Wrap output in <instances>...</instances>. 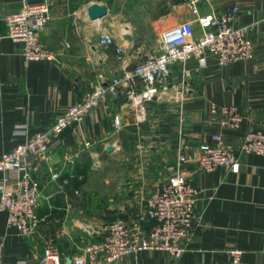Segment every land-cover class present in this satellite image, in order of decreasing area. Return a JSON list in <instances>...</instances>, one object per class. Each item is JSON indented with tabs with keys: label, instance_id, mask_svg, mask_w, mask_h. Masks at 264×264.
Wrapping results in <instances>:
<instances>
[{
	"label": "crops",
	"instance_id": "obj_1",
	"mask_svg": "<svg viewBox=\"0 0 264 264\" xmlns=\"http://www.w3.org/2000/svg\"><path fill=\"white\" fill-rule=\"evenodd\" d=\"M28 1L51 2L41 40L60 52V62L25 59L21 43L6 36L4 19L24 0H0V158L45 130L124 63L134 65L153 52L164 29L196 16L174 0ZM210 1L216 8L238 6L237 23L248 26L253 56L227 66L213 59L205 68L196 59L174 64L143 117L122 95L64 130L52 144V160L31 166L40 189L37 231L24 236L1 216L2 264H40L48 246L63 259L79 253L106 222L135 220L153 190L177 170L199 191L196 217L183 239L186 251L174 260L164 250L144 249L114 264H236L235 248L242 250L238 264H264V155L240 152L238 172L225 166L205 171L198 161L201 145L212 142L219 129L220 114L211 111L212 104L236 105L244 116L241 129L224 130L228 141L249 130L264 132V0ZM94 3L106 4L108 13L92 19L88 9ZM199 9L210 6L204 1ZM110 20L118 27L109 30ZM105 31L115 45L100 43ZM116 46L124 50L122 60ZM181 151L185 162L179 161ZM55 171L58 179L52 178Z\"/></svg>",
	"mask_w": 264,
	"mask_h": 264
},
{
	"label": "built area",
	"instance_id": "obj_2",
	"mask_svg": "<svg viewBox=\"0 0 264 264\" xmlns=\"http://www.w3.org/2000/svg\"><path fill=\"white\" fill-rule=\"evenodd\" d=\"M174 1L189 5L195 12V19L164 29L160 34L158 52L147 54L134 65L124 63L121 71L114 72L110 79L83 94L45 130L35 133L1 156L0 219L5 213L8 224L15 226L22 235L35 233L40 224V189L32 177L31 166L34 162L52 160V144L69 126L80 122L108 99L122 95L143 117L147 102L158 96L160 82L166 79L174 64H185L196 59L198 67L205 68L213 59L219 66H227L253 56L254 43L248 35V26L237 23L238 6L216 8L210 0ZM204 1L210 9L202 13L199 8ZM51 15V2L24 0L19 10L4 17L6 36L21 43L27 61L60 62V52L49 48L41 40V31ZM100 43L113 46L115 39L109 32H101ZM116 52L122 60L123 48L116 46ZM211 111L220 114V124L219 129L211 134L212 142L201 145L198 161L202 170L212 171L225 166L238 172L241 168L240 152L264 155L263 131L249 130L235 142L227 140L225 129L239 130L243 125L244 116L236 105L212 104ZM115 125H121L119 116L115 117ZM186 159L181 151L179 161L185 162ZM60 176V171L52 174L54 179ZM198 196L199 191L190 179L177 170L153 190L146 207L135 220L119 218L106 222L94 230L98 234L96 238L90 240L79 253L66 259L55 248L48 246L40 258V264H114L122 256L144 249L164 250L178 260L186 251L183 239L188 225L196 217L194 205ZM3 250L4 240L0 233V264ZM232 253L234 262L238 264L242 250L235 248Z\"/></svg>",
	"mask_w": 264,
	"mask_h": 264
},
{
	"label": "water",
	"instance_id": "obj_3",
	"mask_svg": "<svg viewBox=\"0 0 264 264\" xmlns=\"http://www.w3.org/2000/svg\"><path fill=\"white\" fill-rule=\"evenodd\" d=\"M88 13L92 19L102 18L108 13V6L106 4L94 3L89 6ZM113 149L114 146H108L109 151Z\"/></svg>",
	"mask_w": 264,
	"mask_h": 264
},
{
	"label": "rangeland",
	"instance_id": "obj_4",
	"mask_svg": "<svg viewBox=\"0 0 264 264\" xmlns=\"http://www.w3.org/2000/svg\"><path fill=\"white\" fill-rule=\"evenodd\" d=\"M108 26H109V30H112L114 26L118 27V24L117 25H114L113 24V21L110 20L109 23H108ZM198 28H196V31H197ZM118 30V29H117ZM198 33H199V29H198ZM153 49L154 51L153 52H158L159 49H160V46H153ZM151 52V53H153ZM150 54V53H149ZM113 164H116V162H112Z\"/></svg>",
	"mask_w": 264,
	"mask_h": 264
}]
</instances>
